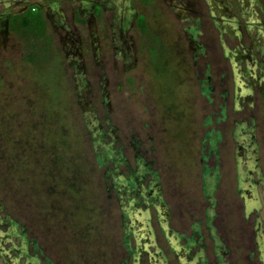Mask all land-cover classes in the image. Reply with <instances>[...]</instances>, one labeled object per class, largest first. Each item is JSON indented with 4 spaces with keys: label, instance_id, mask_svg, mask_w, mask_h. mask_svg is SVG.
Instances as JSON below:
<instances>
[{
    "label": "rangeland",
    "instance_id": "374dc122",
    "mask_svg": "<svg viewBox=\"0 0 264 264\" xmlns=\"http://www.w3.org/2000/svg\"><path fill=\"white\" fill-rule=\"evenodd\" d=\"M28 2L33 67L0 2V264H264V0Z\"/></svg>",
    "mask_w": 264,
    "mask_h": 264
},
{
    "label": "trees",
    "instance_id": "16d2710c",
    "mask_svg": "<svg viewBox=\"0 0 264 264\" xmlns=\"http://www.w3.org/2000/svg\"><path fill=\"white\" fill-rule=\"evenodd\" d=\"M30 12L33 15L16 14L12 16L9 19V30L17 36L25 48L24 62L33 67L39 59L44 58L43 55L46 52L39 50L38 43L41 36L46 34L47 25L42 15L32 10Z\"/></svg>",
    "mask_w": 264,
    "mask_h": 264
},
{
    "label": "flooded vegetation",
    "instance_id": "af4514ba",
    "mask_svg": "<svg viewBox=\"0 0 264 264\" xmlns=\"http://www.w3.org/2000/svg\"><path fill=\"white\" fill-rule=\"evenodd\" d=\"M1 1H3V0H0V2ZM9 1V0H8ZM10 1H13V0H10ZM15 1V0H14ZM29 0H20V5H22L23 6V8H22V10L21 11H19L18 13H13V14H10V15H8L7 16V28H8V31H10L9 30V19L12 17V16H14V15H16V14H21V13H23V12H25L26 10H28V8H29V2H28ZM41 9V11H42V14H43V17H44V13H43V10H42V8H40ZM104 9V8H103ZM94 10H95V7L93 8V10H92V15L94 14ZM44 19H45V17H44ZM45 21H46V19H45ZM46 25H47V23H46ZM13 34V33H12Z\"/></svg>",
    "mask_w": 264,
    "mask_h": 264
}]
</instances>
